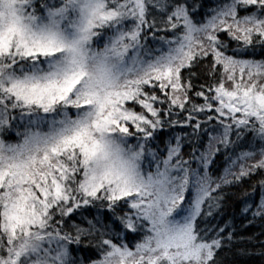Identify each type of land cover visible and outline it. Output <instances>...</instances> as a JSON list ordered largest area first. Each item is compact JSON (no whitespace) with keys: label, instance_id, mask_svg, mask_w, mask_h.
Instances as JSON below:
<instances>
[{"label":"snow or ice","instance_id":"snow-or-ice-1","mask_svg":"<svg viewBox=\"0 0 264 264\" xmlns=\"http://www.w3.org/2000/svg\"><path fill=\"white\" fill-rule=\"evenodd\" d=\"M261 237L264 0H0V264H264Z\"/></svg>","mask_w":264,"mask_h":264},{"label":"trees","instance_id":"trees-1","mask_svg":"<svg viewBox=\"0 0 264 264\" xmlns=\"http://www.w3.org/2000/svg\"><path fill=\"white\" fill-rule=\"evenodd\" d=\"M211 2V0H209ZM235 202H230L229 206L225 208V214H233L235 213ZM239 230L247 236H251L254 234H258L261 231L260 225L257 222L254 227L244 228L240 227ZM264 239V237H261ZM236 249L234 248L232 251L225 250L223 254V258L225 260V264H255V262L247 257H239L236 254Z\"/></svg>","mask_w":264,"mask_h":264}]
</instances>
